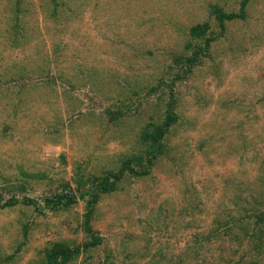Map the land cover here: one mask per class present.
<instances>
[{"label":"rangeland","instance_id":"obj_1","mask_svg":"<svg viewBox=\"0 0 264 264\" xmlns=\"http://www.w3.org/2000/svg\"><path fill=\"white\" fill-rule=\"evenodd\" d=\"M243 2L61 0L63 19L51 0H0V264L92 243L109 177L102 244L69 264H264V0ZM216 10L244 18L222 27ZM195 53L191 73L173 62ZM171 90L192 126L160 150L146 105ZM128 161L150 175L117 181Z\"/></svg>","mask_w":264,"mask_h":264},{"label":"trees","instance_id":"obj_2","mask_svg":"<svg viewBox=\"0 0 264 264\" xmlns=\"http://www.w3.org/2000/svg\"><path fill=\"white\" fill-rule=\"evenodd\" d=\"M250 0H244V2L242 3L241 6V12H245L247 3ZM52 5L54 6V16H60L63 17V19H65V16L68 15V12L66 10L61 9L59 11V8L64 7V4H61V0H51ZM18 7V9H21V5L20 3L16 5ZM11 9V8H10ZM19 9V10H20ZM12 13V10H11ZM215 15L216 18L218 20V22L220 23V25H223L226 22H230L233 21L234 19H242L243 16L239 17L237 15H227L226 13H223L221 11L216 10L215 11ZM22 17H24L22 15ZM26 17V16H25ZM12 18V17H11ZM244 18V17H243ZM22 19H19L18 21L21 22ZM67 20V19H66ZM24 27V26H23ZM22 26L21 27H17V32L20 33L24 28ZM121 27H123V25H121ZM209 31L207 24H198L195 27H192L190 29V44L187 45V49H190L191 47L195 46L197 44L198 40H202L203 37H205V34H207V32ZM15 32H11V36L12 34ZM9 39L11 40V38L9 37ZM19 40V39H16ZM213 41L212 40H205L204 44L205 46L209 47L211 45ZM140 51H142V49H140ZM200 53V52H199ZM199 53H195L193 55L194 59H188L185 57H178L175 58L173 60L174 64L176 65V67H180V68H184L186 66H188V71H186L188 73L192 72V69L195 68L197 66V57L199 55ZM148 56H153V53H151L150 51H147L146 53ZM178 56V55H176ZM186 65V66H185ZM180 77L177 76L173 79L172 81V85L175 86L177 85V83L180 81ZM179 96H175L173 94V91H167V94H160L158 96V98L156 100H154L152 103L150 102L147 103L146 107L151 106L153 112H154V116L152 118V121H154V123H150L149 125H151L149 127V131L151 130L152 133L151 135L147 136V141L151 142L153 145H156L157 147L160 148L163 147V143L165 141V138L167 137V135L171 132V130H173L175 127L179 130H183L184 126L185 128H189L192 125L190 123H183L181 122L182 119L179 118V115L177 114L178 111V106H179V102L180 100ZM111 116H114L111 115ZM119 115H117L116 117H118ZM180 121V123H179ZM175 130V129H174ZM146 141V138H145ZM146 141V142H147ZM148 152V151H147ZM158 153L157 152H152L151 154H148V159H147V163L149 164V168L154 167V162L157 160L158 158ZM132 161H128L125 166L123 168H121L120 171V175L117 179V181H120L125 172L129 173V175H131L132 177L135 178H144L150 175V170L148 169H141V170H135V168L131 167ZM110 178V177H109ZM109 178H106L104 181L100 182V183H96L95 185V193L94 196H92V202H90L89 206H88V213L85 215V220H84V231L86 232V234H88V236L90 238L93 239L92 243L86 244L84 245L82 248L81 247H77L74 248L73 250L65 248V250H63L62 248H57V250H54L49 257L48 263L47 264H69L75 257L79 256L80 254H82L85 251H88L91 248H96L98 246H100L102 244V240L100 239V237H98L97 234L93 233L92 230V215H93V209L92 207L97 203V193L99 192L100 194H107L108 192H112L113 191V186H109L108 181ZM112 190V191H111ZM86 195L82 194L81 197L82 199L85 198ZM57 201L53 202V204L55 206H64V207H71L72 205H74L76 203V197L72 196L70 193L68 194V192H66L65 194L59 195L57 196ZM2 200V198L0 197V201ZM27 203L30 204V202L28 201ZM51 202L48 201L47 204H50ZM18 203L16 202V200H12L11 202L7 203L6 206L7 207H15L17 206ZM203 248V247H202Z\"/></svg>","mask_w":264,"mask_h":264}]
</instances>
